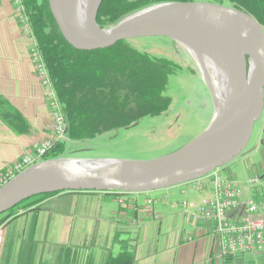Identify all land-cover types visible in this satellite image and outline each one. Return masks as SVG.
Returning a JSON list of instances; mask_svg holds the SVG:
<instances>
[{
	"label": "water",
	"instance_id": "water-1",
	"mask_svg": "<svg viewBox=\"0 0 264 264\" xmlns=\"http://www.w3.org/2000/svg\"><path fill=\"white\" fill-rule=\"evenodd\" d=\"M49 0L65 39L88 50L119 40L165 36L237 67L232 97L217 105L212 122L177 151L149 160L53 157L27 167L0 185V214L40 193L64 191L150 192L206 177L247 148L264 110V27L245 9L206 1H172L131 13L108 28L97 23L103 0ZM223 104V106H221ZM221 106V107H219Z\"/></svg>",
	"mask_w": 264,
	"mask_h": 264
},
{
	"label": "crops",
	"instance_id": "crops-1",
	"mask_svg": "<svg viewBox=\"0 0 264 264\" xmlns=\"http://www.w3.org/2000/svg\"><path fill=\"white\" fill-rule=\"evenodd\" d=\"M33 44L12 0H0V176L52 130V110L34 65ZM212 194L209 176L150 192L64 191L41 200L37 214L13 221L17 233L12 239L20 242L30 236L28 220L37 217L36 229L30 227L34 234L40 220L44 226L48 222L49 243L90 248L94 264L105 249L119 251L116 234L120 240L131 239L134 264H258L253 259L259 256L253 254L221 253L213 222L198 213ZM0 258L4 264L2 254Z\"/></svg>",
	"mask_w": 264,
	"mask_h": 264
},
{
	"label": "trees",
	"instance_id": "trees-1",
	"mask_svg": "<svg viewBox=\"0 0 264 264\" xmlns=\"http://www.w3.org/2000/svg\"><path fill=\"white\" fill-rule=\"evenodd\" d=\"M159 1L196 0H103L97 23L104 28L114 26L122 18ZM227 1L248 11L264 27V0ZM20 5L21 9L16 10L19 21L23 29L24 24L29 27L30 32L27 34L34 40L33 47L37 48L48 69L49 79L67 120L69 140L96 138L105 132L133 126L147 114L161 115L170 108L172 97L165 91L169 76L179 68L177 63L165 56L158 57L147 50L138 49L131 40H119L114 45L99 49L73 47L64 38L50 9L49 0H20ZM21 15L25 22L21 21ZM66 144V140L56 142L43 159L63 156ZM58 193L61 192L40 193L22 200L0 214V228L24 215L37 214L43 208L39 202ZM35 219L32 222L34 229L37 225ZM34 235L33 231L20 242L12 239L13 235L10 236L4 264L35 262L37 253ZM118 235L114 244H119V251L105 249L98 264L135 263L131 239L120 240ZM74 250L71 246L60 245L55 251V263L77 264L78 252ZM43 258L40 257L36 264H46ZM83 264H94V251L89 250Z\"/></svg>",
	"mask_w": 264,
	"mask_h": 264
},
{
	"label": "rangeland",
	"instance_id": "rangeland-1",
	"mask_svg": "<svg viewBox=\"0 0 264 264\" xmlns=\"http://www.w3.org/2000/svg\"><path fill=\"white\" fill-rule=\"evenodd\" d=\"M196 1L229 5L227 0ZM163 2L171 1H159L158 3ZM12 3L16 7L17 1L12 0ZM158 3L146 5L144 8ZM144 8L135 12L144 10ZM131 42L140 50H147L158 57L165 56L179 65L177 71L169 76L170 80L165 91L167 95L172 97L170 108L161 115L147 114L141 117L133 126L105 132L96 138L77 141L67 138V146L63 151L65 156L89 159L149 160L177 151L178 148L189 143L191 139L204 131L212 122L217 112V105L213 99L212 91L216 90L217 96L220 95L218 91L220 76L213 62L226 65L223 58L219 56L212 58L210 56V59L207 57L201 59L191 49L165 36L133 38ZM47 135L44 140L52 136V130ZM259 143L260 147L257 146ZM246 147L239 157L221 167L225 171L231 172L239 181H246L250 176L262 177L264 175V110L261 119L254 126L253 135ZM0 185H2L1 179ZM189 194L191 195L190 191ZM32 222L33 217H30L28 220L29 232H33L30 229V227L33 229ZM12 223L10 226L0 228V244L3 247V250L0 251L2 260L5 256L9 237L17 233L13 232L16 227L14 228ZM41 223L40 220L34 236L37 254L35 262H32V264H36L40 257L45 258L46 264H56L55 256L57 252L55 251L59 249L60 243H49L47 241L50 228L48 222H46V226ZM79 247V249L74 250L78 252L77 264H83L86 254L91 249L81 245ZM253 256H259V258L253 259L255 263L264 264V254H253Z\"/></svg>",
	"mask_w": 264,
	"mask_h": 264
},
{
	"label": "built area",
	"instance_id": "built-area-1",
	"mask_svg": "<svg viewBox=\"0 0 264 264\" xmlns=\"http://www.w3.org/2000/svg\"><path fill=\"white\" fill-rule=\"evenodd\" d=\"M16 1V10L19 11L20 0ZM21 21L25 22L22 15ZM23 26L24 31L29 33V27L25 24ZM31 54L52 110V136L35 143L33 149L16 161L1 176L2 184L43 160L46 152L56 142L67 139V120L49 79L48 69L36 47H32ZM206 176L211 178L213 194L200 204L198 213L201 218L213 222L212 232L218 238L221 253L229 256L264 254V175L250 176L246 181H239L224 173L220 167ZM150 203L152 199L148 201L149 205Z\"/></svg>",
	"mask_w": 264,
	"mask_h": 264
},
{
	"label": "bare ground",
	"instance_id": "bare-ground-1",
	"mask_svg": "<svg viewBox=\"0 0 264 264\" xmlns=\"http://www.w3.org/2000/svg\"><path fill=\"white\" fill-rule=\"evenodd\" d=\"M76 2H77V7L80 5L81 8H83L85 3H86V0H77ZM197 56L201 59H202V57H204V58L207 57L210 59V57H208L207 54H205L203 52L197 53ZM210 56L212 58L216 57L215 55H210ZM213 64L217 67V71H218V74L220 76V88L218 91L220 94L219 98L221 99V102L223 103V102L227 101V97H232V95H234V92H235L234 89L238 83L237 82V79H238L237 70L238 69H237V67H235V70L233 68L231 71L230 70L231 67L228 63H226V65H224V63L213 62ZM204 66H205V63H204ZM221 106H223V104ZM221 106H219V107H221Z\"/></svg>",
	"mask_w": 264,
	"mask_h": 264
}]
</instances>
